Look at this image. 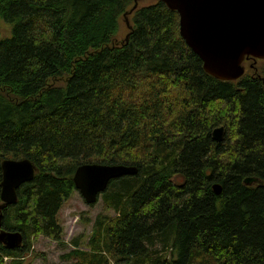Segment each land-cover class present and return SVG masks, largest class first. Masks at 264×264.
<instances>
[{
    "label": "trees",
    "instance_id": "obj_1",
    "mask_svg": "<svg viewBox=\"0 0 264 264\" xmlns=\"http://www.w3.org/2000/svg\"><path fill=\"white\" fill-rule=\"evenodd\" d=\"M133 7L0 0L12 28L0 38V205L3 161L37 167L3 210L2 228L24 242L0 243V264L27 254L32 237L61 242L59 213L85 164L138 174L110 183L100 198L117 217H98L87 250L73 240L64 264H264V186L245 184L264 182V60L217 80L182 39L178 12L159 0Z\"/></svg>",
    "mask_w": 264,
    "mask_h": 264
},
{
    "label": "water",
    "instance_id": "obj_2",
    "mask_svg": "<svg viewBox=\"0 0 264 264\" xmlns=\"http://www.w3.org/2000/svg\"><path fill=\"white\" fill-rule=\"evenodd\" d=\"M145 0H134L133 13ZM180 16V35L187 46L200 57L204 71L220 81H237L246 73L244 62L264 60V0H159ZM130 32L132 27L127 22ZM130 33L126 39H129ZM213 140L223 142L225 129L212 132ZM2 204L0 205V243L8 250L23 245L21 232L2 228L3 210L16 205L18 189L34 181L37 167L29 159H6L2 163ZM138 168L126 165L85 164L75 172V190L85 203L96 205L114 180L136 176ZM247 186H264L255 178L245 180ZM216 194L222 192L214 185Z\"/></svg>",
    "mask_w": 264,
    "mask_h": 264
},
{
    "label": "rangeland",
    "instance_id": "obj_3",
    "mask_svg": "<svg viewBox=\"0 0 264 264\" xmlns=\"http://www.w3.org/2000/svg\"><path fill=\"white\" fill-rule=\"evenodd\" d=\"M148 3H150V0H145L141 2V6ZM127 22L130 24L128 18H122L120 21L118 40L124 39L130 31ZM11 37V25L6 23L3 19H0V38L8 39ZM262 67L263 66L258 65L256 68L257 71L247 70V74L260 73ZM102 216L115 218L117 217V213L105 205L101 198L96 205H87L81 194L75 191L59 213V220L64 231L61 242L52 241L42 236L32 237V246L27 254L19 259L14 257L5 258L4 263L8 264L13 260H26L27 264H64L63 259H67L65 258L66 255L74 250V247L71 245L73 240L80 239L81 246L79 249L84 251L87 250V243L93 235L96 220L98 217ZM4 222L5 215L3 223ZM12 225L14 226L16 224L12 223Z\"/></svg>",
    "mask_w": 264,
    "mask_h": 264
},
{
    "label": "flooded vegetation",
    "instance_id": "obj_4",
    "mask_svg": "<svg viewBox=\"0 0 264 264\" xmlns=\"http://www.w3.org/2000/svg\"><path fill=\"white\" fill-rule=\"evenodd\" d=\"M246 60H248V59H246ZM256 60H258V59H256Z\"/></svg>",
    "mask_w": 264,
    "mask_h": 264
}]
</instances>
